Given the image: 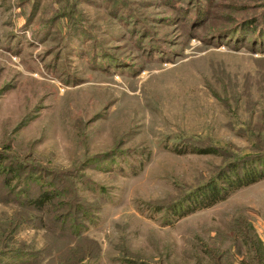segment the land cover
<instances>
[{"label":"rangeland","instance_id":"obj_1","mask_svg":"<svg viewBox=\"0 0 264 264\" xmlns=\"http://www.w3.org/2000/svg\"><path fill=\"white\" fill-rule=\"evenodd\" d=\"M248 156L264 0H0V264H264Z\"/></svg>","mask_w":264,"mask_h":264},{"label":"trees","instance_id":"obj_2","mask_svg":"<svg viewBox=\"0 0 264 264\" xmlns=\"http://www.w3.org/2000/svg\"><path fill=\"white\" fill-rule=\"evenodd\" d=\"M238 162H241V164L232 163L228 165L226 174L223 172L218 173L215 179H212L207 185L192 193L190 195L192 197L190 199L191 202H187V212L211 206L225 199L229 192L237 187L248 185L264 178V157L248 156ZM34 201L44 203L45 199L41 197Z\"/></svg>","mask_w":264,"mask_h":264}]
</instances>
